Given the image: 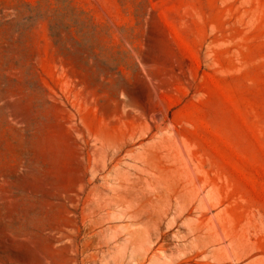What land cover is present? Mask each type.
I'll use <instances>...</instances> for the list:
<instances>
[{"label": "rangeland", "instance_id": "obj_1", "mask_svg": "<svg viewBox=\"0 0 264 264\" xmlns=\"http://www.w3.org/2000/svg\"><path fill=\"white\" fill-rule=\"evenodd\" d=\"M0 264H264V0H0Z\"/></svg>", "mask_w": 264, "mask_h": 264}, {"label": "bare ground", "instance_id": "obj_2", "mask_svg": "<svg viewBox=\"0 0 264 264\" xmlns=\"http://www.w3.org/2000/svg\"><path fill=\"white\" fill-rule=\"evenodd\" d=\"M95 223H96V221L94 220L93 221V225H95ZM94 230H95V228H94V226H92L91 231L94 232ZM200 230H201V228H195L194 229V231H195L194 233H198V232H200Z\"/></svg>", "mask_w": 264, "mask_h": 264}]
</instances>
